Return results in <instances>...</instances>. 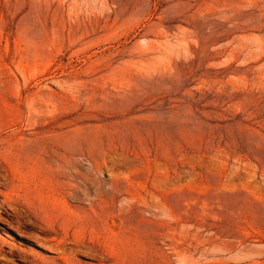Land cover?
Masks as SVG:
<instances>
[{"label":"rangeland","instance_id":"1","mask_svg":"<svg viewBox=\"0 0 264 264\" xmlns=\"http://www.w3.org/2000/svg\"><path fill=\"white\" fill-rule=\"evenodd\" d=\"M0 264H264V0H0Z\"/></svg>","mask_w":264,"mask_h":264},{"label":"bare ground","instance_id":"2","mask_svg":"<svg viewBox=\"0 0 264 264\" xmlns=\"http://www.w3.org/2000/svg\"><path fill=\"white\" fill-rule=\"evenodd\" d=\"M35 215V213L33 214V216ZM35 217V216H34ZM34 219V218H33ZM41 219V218H40ZM39 220V219H38ZM42 224V223H41ZM57 245V244H56ZM56 245H55V247H56ZM60 245V244H59ZM78 252V251H77ZM83 252V251H82ZM81 253V252H80Z\"/></svg>","mask_w":264,"mask_h":264}]
</instances>
